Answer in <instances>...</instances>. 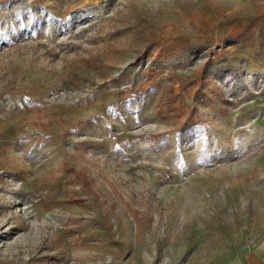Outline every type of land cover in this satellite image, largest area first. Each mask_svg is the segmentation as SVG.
<instances>
[{
	"label": "rangeland",
	"instance_id": "374dc122",
	"mask_svg": "<svg viewBox=\"0 0 264 264\" xmlns=\"http://www.w3.org/2000/svg\"><path fill=\"white\" fill-rule=\"evenodd\" d=\"M0 264H264V0H0Z\"/></svg>",
	"mask_w": 264,
	"mask_h": 264
}]
</instances>
